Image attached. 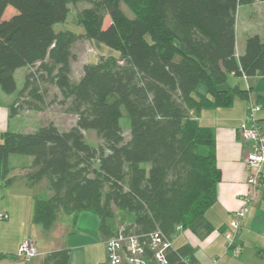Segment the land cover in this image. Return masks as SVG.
<instances>
[{
    "label": "trees",
    "instance_id": "1",
    "mask_svg": "<svg viewBox=\"0 0 264 264\" xmlns=\"http://www.w3.org/2000/svg\"><path fill=\"white\" fill-rule=\"evenodd\" d=\"M256 0H0V85L17 89L15 72L26 74L12 115L24 107L42 111L52 101L66 106L76 123L61 130L54 122L33 132L7 130L0 142V176L11 171L14 154L33 157L22 178L28 187L46 180L52 196L35 201L33 223L48 231L61 213H95L107 240L117 234L109 223L117 213L134 215L127 232L160 230L173 241L215 201L222 179L216 137L197 116L206 107H228L248 99L236 77L264 76V39L255 34L236 55L239 6ZM264 1V0H262ZM124 3L133 13L126 15ZM84 32L55 30L72 7ZM8 6L18 13L3 15ZM106 18L110 23L104 27ZM87 38L118 51L86 63L72 78V49ZM23 98L24 101L19 99ZM51 101V102H52ZM131 120L124 138L122 109ZM96 130L102 143L91 146L84 131ZM142 163H149L147 169ZM168 264H200L191 244L172 247ZM70 249L48 253L42 264H68ZM109 263V261H108ZM110 264V263H109Z\"/></svg>",
    "mask_w": 264,
    "mask_h": 264
},
{
    "label": "crops",
    "instance_id": "2",
    "mask_svg": "<svg viewBox=\"0 0 264 264\" xmlns=\"http://www.w3.org/2000/svg\"><path fill=\"white\" fill-rule=\"evenodd\" d=\"M248 5L254 10L251 18L257 24L240 34L236 17V49L239 46L237 56L244 52L249 36L257 34L264 39V1L256 0ZM242 7L243 5L239 6L237 12ZM26 68L25 75L32 67ZM230 79L241 87L250 89V97L236 98L228 107L203 108L197 116L201 125L212 127L215 132L217 160L222 170L215 201L191 225L179 228L172 243L175 248L191 244L196 249L200 264H209L215 258L219 259L218 264H264L263 191H259L248 205L241 221L240 243L243 248L237 259L233 258L227 249L225 237L219 232L227 228L233 212L243 207L248 194L244 163L248 146L239 135L238 128L251 104L261 106L257 118L264 131V76L239 78L231 74ZM32 112L37 113L29 109L24 113L28 115ZM9 119L7 110L0 109V142L3 133L10 129ZM32 162L33 157L29 155H11V171L7 178L14 177V180L6 183L7 179L0 176V213L9 215L4 222L0 221V264H42L48 253L62 248L70 249L68 264H109L106 239L100 230V218L95 213L84 211L76 219L73 215L61 213L48 231L33 223L35 201L51 197L52 191L46 180H41L32 187L25 184L21 176ZM113 228L118 230L117 225H113ZM27 239L32 240L38 249V255L29 261L17 256L20 245Z\"/></svg>",
    "mask_w": 264,
    "mask_h": 264
},
{
    "label": "rangeland",
    "instance_id": "3",
    "mask_svg": "<svg viewBox=\"0 0 264 264\" xmlns=\"http://www.w3.org/2000/svg\"><path fill=\"white\" fill-rule=\"evenodd\" d=\"M86 5L82 4L78 7H72L71 12L65 22L57 23L55 25V30H72L77 34H82L84 32L83 26L79 23L77 17V11L84 8ZM121 7L126 15L130 18H133L132 11L124 4L121 3ZM254 10L250 8V5H243V7L237 12L238 17V30L241 34L243 30L254 27L257 22L251 18ZM18 10L13 6H8L3 18L9 19L13 15L17 14ZM110 23V18H106L104 22V27H106ZM239 52V46L236 49ZM74 55H76V59L72 61V78L73 80L79 79L82 75L83 67L86 63H96L100 59L101 56H109L115 55L119 56V52L109 48L103 44L97 43L95 41L89 40L85 37L81 38L78 42L75 43L72 49ZM26 67H21L15 72V78L17 82V89L13 93H8L4 91L0 85V109L1 111L7 110L10 115V119L8 124L10 125L11 131L15 132H32L34 128H39L42 125L48 124L49 122H54L61 130H68L76 123V116L67 112L66 106H62L60 104V99H62L61 94L58 95L57 100L52 101L53 94L57 92L56 88L51 89V93L49 97L46 99L47 106L44 110L39 112L38 110L29 109L36 112H32L31 114H25L27 108L24 107L20 111L19 115H12L11 105L20 97V92L24 87L25 83V71ZM235 85L236 83L232 82L231 79L228 80L227 83L222 84L220 88H227L229 85ZM58 93V92H57ZM20 101H24L23 98L19 99ZM52 101V102H51ZM123 116L121 117V126L124 132L125 140H128L131 136V120L125 108L122 109ZM37 126V127H36ZM85 139L88 144L94 147H98L102 140L98 136L96 130L87 129L84 131ZM143 167L149 169V163H142ZM134 220V215L128 212L122 213L119 212L117 215L109 219V223L113 226L118 227V229L126 227ZM4 222V220H0ZM117 229V228H116ZM232 255V254H231ZM233 256V255H232ZM234 259L238 257L233 256Z\"/></svg>",
    "mask_w": 264,
    "mask_h": 264
},
{
    "label": "built area",
    "instance_id": "4",
    "mask_svg": "<svg viewBox=\"0 0 264 264\" xmlns=\"http://www.w3.org/2000/svg\"><path fill=\"white\" fill-rule=\"evenodd\" d=\"M246 78V77H245ZM260 105L251 104L241 126L239 135L248 146L244 159L247 184L249 186L243 207L234 211L225 230L219 231L226 239L227 249L235 257L242 252L240 243L241 221L248 205L257 197L259 191L264 192V131L257 118ZM9 218L7 213H0V220ZM108 261L110 264H168L166 253L172 242L160 231L148 235L127 232L126 227L120 228L117 234L105 241ZM38 255V249L30 239L23 241L17 256L25 261ZM219 259H212L209 264H218Z\"/></svg>",
    "mask_w": 264,
    "mask_h": 264
}]
</instances>
